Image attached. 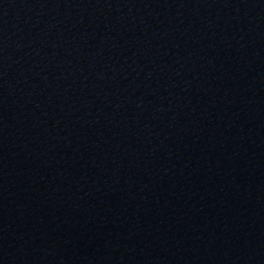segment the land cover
I'll list each match as a JSON object with an SVG mask.
<instances>
[{"label": "water", "instance_id": "water-1", "mask_svg": "<svg viewBox=\"0 0 264 264\" xmlns=\"http://www.w3.org/2000/svg\"><path fill=\"white\" fill-rule=\"evenodd\" d=\"M0 264H264V0H0Z\"/></svg>", "mask_w": 264, "mask_h": 264}]
</instances>
